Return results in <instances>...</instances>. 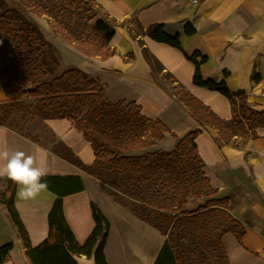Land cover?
<instances>
[{
  "label": "crops",
  "instance_id": "crops-1",
  "mask_svg": "<svg viewBox=\"0 0 264 264\" xmlns=\"http://www.w3.org/2000/svg\"><path fill=\"white\" fill-rule=\"evenodd\" d=\"M92 1L94 16L89 23L102 21L114 30L109 42L112 54L106 58L88 57L62 37L49 34L48 40L59 51L63 65L98 79L110 103H134L142 116L160 121L178 138L202 130L195 140L202 170L216 191L214 198L226 201L225 209L244 229L240 240L230 232L221 238L229 264H264V127L254 130V139L235 136L219 148L213 141L217 132L201 127L175 96L179 84L221 120L232 119L226 97L193 84L195 64L184 53L199 52L207 57L200 66L204 79L217 83L224 80L230 91L244 92L251 107L264 112V0ZM155 24L164 25L170 36L178 34L182 50L151 39L148 31ZM188 24L196 30L194 36L184 34ZM145 51L158 60L163 70H153ZM224 72L228 73L226 77ZM167 74L176 83L167 80ZM9 102L0 83V105ZM41 122L85 165L93 163L89 142L72 122L62 118ZM0 128L9 130L0 132V146L29 155L44 149L38 155L45 163L46 177L75 176L82 180V192L63 198L65 220L80 245L95 228L91 211L95 205L110 224L104 250L107 264L155 263L166 240L158 230L116 203L93 176L64 161L50 148L9 126ZM175 144L176 140L168 135L159 147L172 150ZM56 198L49 190L32 201H21L15 195V208L34 248L48 238V216ZM193 200L204 204L207 199ZM15 234L0 212V247L13 241L15 245L3 264H29L21 241L14 240ZM74 258L78 264H94L85 256Z\"/></svg>",
  "mask_w": 264,
  "mask_h": 264
},
{
  "label": "trees",
  "instance_id": "trees-1",
  "mask_svg": "<svg viewBox=\"0 0 264 264\" xmlns=\"http://www.w3.org/2000/svg\"><path fill=\"white\" fill-rule=\"evenodd\" d=\"M66 1L72 5L85 4L86 24L79 37L62 25H53L55 35L85 56H110L109 42L115 32L102 21L89 23L94 16L93 1ZM184 34L194 36L196 30L188 24ZM148 35L156 42L182 50L179 35H168L162 24L151 26ZM144 55L154 71L163 70L154 56L146 51ZM184 55L195 64L193 84L226 97L232 119L221 120L178 84L175 96L179 103L201 127L217 132L213 141L219 148L235 136L256 138L254 130L264 127V112L255 111L244 92L230 91L224 80L217 83L204 79L200 66L207 57L199 52ZM54 59L60 61L59 51L39 28L0 2V83L10 101L0 105V126L10 127L13 108L23 109L19 102L24 98L35 101L44 119L72 122L89 142L95 157L93 163L85 165L60 141L51 152L93 176L116 203L166 238L154 264H229L221 238L230 232L240 240L244 229L225 209L226 201L214 198L216 191L202 170L203 161L195 144L202 130L178 138L160 121L142 116L134 103H110L100 81L82 70L67 67L56 74L48 62ZM165 78L176 83L169 74ZM168 135L176 140L172 150L159 147ZM45 180L48 190L57 198L48 216V238L34 248L15 208L17 185L0 178V212L16 230L14 240L21 241L27 262L78 264L74 257L85 256L93 259L94 264H107L104 250L110 224L100 210L91 206L95 228L83 245L76 241L65 220L63 198L82 192V180L75 176L45 177ZM191 198L207 200L197 211L187 212L185 208ZM14 246L13 241L0 247V264L7 260Z\"/></svg>",
  "mask_w": 264,
  "mask_h": 264
},
{
  "label": "rangeland",
  "instance_id": "rangeland-1",
  "mask_svg": "<svg viewBox=\"0 0 264 264\" xmlns=\"http://www.w3.org/2000/svg\"><path fill=\"white\" fill-rule=\"evenodd\" d=\"M0 2L8 9L14 10L15 13L25 17L26 20L33 22L46 40H48L49 34H55L52 29L53 25H62L71 34L79 37L83 33L86 24L84 19L87 16L85 12L86 6L83 2H78L76 5L69 4L66 0H0ZM39 12L45 15L42 17L37 15ZM46 22L49 26L46 25ZM42 27L47 30L44 32ZM56 57L58 59V55ZM54 60H49L48 62L52 65V69H54L56 74H60L67 68L63 65L61 59L60 61L55 60V63H53ZM19 104L24 108L19 109L17 106L13 108V117L8 122L10 127L39 142L44 147L56 149L57 140L51 132H48L42 126L43 114L37 111L35 101L25 98ZM203 205V202L191 198L188 200L185 210L194 212Z\"/></svg>",
  "mask_w": 264,
  "mask_h": 264
},
{
  "label": "clouds",
  "instance_id": "clouds-1",
  "mask_svg": "<svg viewBox=\"0 0 264 264\" xmlns=\"http://www.w3.org/2000/svg\"><path fill=\"white\" fill-rule=\"evenodd\" d=\"M8 131L0 128L2 133ZM43 151L44 149L38 148L37 155H29L24 151L0 146V178H7L17 185L16 195L21 201L35 200L48 190L45 163L38 155Z\"/></svg>",
  "mask_w": 264,
  "mask_h": 264
},
{
  "label": "built area",
  "instance_id": "built-area-1",
  "mask_svg": "<svg viewBox=\"0 0 264 264\" xmlns=\"http://www.w3.org/2000/svg\"><path fill=\"white\" fill-rule=\"evenodd\" d=\"M176 1H183V0H176ZM187 1H189L191 3H196V0H187Z\"/></svg>",
  "mask_w": 264,
  "mask_h": 264
},
{
  "label": "bare ground",
  "instance_id": "bare-ground-1",
  "mask_svg": "<svg viewBox=\"0 0 264 264\" xmlns=\"http://www.w3.org/2000/svg\"><path fill=\"white\" fill-rule=\"evenodd\" d=\"M197 2V1H196Z\"/></svg>",
  "mask_w": 264,
  "mask_h": 264
}]
</instances>
